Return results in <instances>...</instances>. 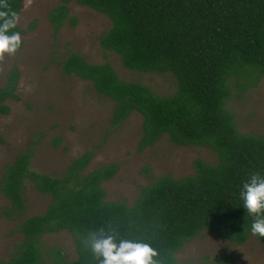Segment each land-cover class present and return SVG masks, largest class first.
I'll return each instance as SVG.
<instances>
[{
    "label": "trees",
    "instance_id": "trees-1",
    "mask_svg": "<svg viewBox=\"0 0 264 264\" xmlns=\"http://www.w3.org/2000/svg\"><path fill=\"white\" fill-rule=\"evenodd\" d=\"M72 1L62 0L51 11L56 31L70 18ZM75 1L111 19L101 44L120 54L127 68L170 71L177 80L173 94L160 95L144 83L122 79L110 63L92 64L78 53L68 55L64 71L91 80L101 95L114 101L113 126L138 111L144 117L140 151L168 134L176 145L211 148L218 160L212 164L198 159L195 172L183 177L157 176L130 205L106 198L103 183L116 175L118 164L85 174L94 156L86 151L59 178L32 170L34 150L29 148L7 164L0 180L11 202L6 213H23L26 179L52 201L45 212L22 220L23 237L0 264H41L44 235L61 230L73 235L77 248V258L64 264H98L83 238L100 228L112 230L118 239L150 242L160 264H179L177 253L207 229L246 242L254 235L253 217L246 214L239 193L251 174L264 175V134L241 132L227 102L232 81L245 91L264 76V0ZM23 7L24 0H0V12L18 17ZM12 31L27 32L18 23ZM18 78L15 68L0 88L4 114L11 109L6 101L17 97ZM255 236L264 243V237Z\"/></svg>",
    "mask_w": 264,
    "mask_h": 264
},
{
    "label": "rangeland",
    "instance_id": "rangeland-1",
    "mask_svg": "<svg viewBox=\"0 0 264 264\" xmlns=\"http://www.w3.org/2000/svg\"><path fill=\"white\" fill-rule=\"evenodd\" d=\"M62 3L24 0L17 20L27 30L21 34L22 46L0 59V88L8 83L15 68L19 70L17 97L6 101L10 112L0 110V180L7 164L29 148L34 150L31 169L59 178L65 176L74 159L92 150L94 156L84 173L118 164L116 175L103 183L106 198L131 205L157 176L179 178L193 174L198 159L216 163L218 158L211 148L176 145L168 134L140 151L144 117L138 111L120 126H113L114 101L101 95L91 80L67 74L62 64L68 55L78 53L92 64L110 63L122 79L144 83L160 95L176 91V77L170 71L127 68L120 54L101 44V37L112 26L111 19L75 0L69 3L70 18L56 31L50 14ZM227 107L234 113L241 132L264 134V76L245 91L232 81ZM24 200L23 213L9 216L6 209L11 202L0 187V261L7 260L21 241L22 220L45 212L52 196L40 192L26 179ZM41 250V264H64L77 258L75 239L68 230L44 235ZM177 259L179 264L222 259L227 264H264V243L255 235L236 243L207 229L187 242Z\"/></svg>",
    "mask_w": 264,
    "mask_h": 264
},
{
    "label": "clouds",
    "instance_id": "clouds-1",
    "mask_svg": "<svg viewBox=\"0 0 264 264\" xmlns=\"http://www.w3.org/2000/svg\"><path fill=\"white\" fill-rule=\"evenodd\" d=\"M17 14L0 12V59L16 52L22 46ZM240 198L246 214L253 219L250 231L264 237V175L256 172L246 179L240 189ZM84 246L91 250L98 264H160L158 250L150 242L139 239L117 238L112 230L100 228L83 238Z\"/></svg>",
    "mask_w": 264,
    "mask_h": 264
}]
</instances>
